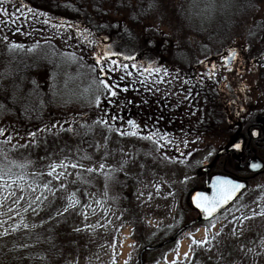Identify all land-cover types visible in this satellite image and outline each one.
I'll return each mask as SVG.
<instances>
[{
  "label": "rangeland",
  "instance_id": "obj_1",
  "mask_svg": "<svg viewBox=\"0 0 264 264\" xmlns=\"http://www.w3.org/2000/svg\"><path fill=\"white\" fill-rule=\"evenodd\" d=\"M123 1L110 4V23L119 32L125 29L122 21L126 23L132 15L130 1ZM166 1H169L164 4L169 7L167 10L151 11L149 19L135 28L133 34L138 40L130 36L129 39L138 45L136 48L129 45L126 54L111 55L115 53L112 44L117 37L109 29L100 36L105 47L100 54L108 57L107 62L102 60L87 68L85 58L81 63L73 52L61 49L50 56L59 54L49 69L37 66L34 81L38 88L34 84L33 87L37 88L38 99L33 92L28 101L33 99L32 105L45 111L38 123L21 127L6 112L5 105L0 104V129L4 130L0 143L8 142L25 155L28 145H20L34 143L46 130L60 135L62 141L54 155L41 152L31 155L27 164L17 166L15 172L0 180V238L26 231L32 232L31 237L25 235L26 240L57 237L58 229L53 224L56 212L62 211L71 198L77 204L63 219L65 242L70 245L69 264H173V261L177 264H264V216L258 214L264 210V174L251 182L225 211L210 220L215 227L208 222L191 226L177 235L179 229L197 217L189 206L188 196L203 185L201 166L243 131L248 117L242 116H250L251 106L229 100L225 103L229 108L224 113L223 128L204 135L203 129L190 125V131L185 129L176 133V137L158 139L157 148L146 158L140 151L143 144L137 136L139 132H132L135 138L125 130L129 125L125 111L131 108L125 95L129 75L124 67L127 65L131 71L133 64L140 66L141 58L150 52L146 49L149 45L169 51L167 54L187 53L189 43H199L197 38L226 33L221 27L224 21H232L235 27L236 19L252 18L256 5L264 7V0ZM159 5L155 4L154 9ZM2 7L9 15L0 13V95L10 91L5 88L10 72L21 68L28 51L40 41L42 34L51 30L50 22L45 25L44 19H35L36 12L18 0H4ZM177 8H182L181 15ZM193 16L202 17L206 22L189 26L188 20ZM16 44L23 47L14 49ZM125 56L135 59L126 60ZM112 61L117 63L114 65ZM101 81L108 83L117 95L111 96ZM154 88L159 95L165 93L160 87ZM87 107L96 110V120H108V124H93L97 147L89 156L83 152L87 142L82 143L79 136L92 116L85 111ZM82 108L84 113L80 111ZM115 118L122 120L119 127ZM134 118L138 130L149 129L153 124L150 118ZM188 147L192 149L188 151ZM72 164L77 167L72 168ZM89 168L94 169L91 173L95 175L81 189L80 183L87 179ZM193 240H207V243L193 244ZM14 242L11 240L10 244ZM147 246L157 248L141 255Z\"/></svg>",
  "mask_w": 264,
  "mask_h": 264
},
{
  "label": "flooded vegetation",
  "instance_id": "obj_2",
  "mask_svg": "<svg viewBox=\"0 0 264 264\" xmlns=\"http://www.w3.org/2000/svg\"><path fill=\"white\" fill-rule=\"evenodd\" d=\"M256 6L252 18L236 19L235 27L232 21H224L226 23L223 22L221 27L226 33L197 38L199 43H189L190 51L187 53L167 54V50L156 49L150 51L147 57L141 58L140 66L130 67L132 74L128 76L125 95L131 109L125 111L129 117V125L125 130L130 135H133L132 132L141 133L137 136L142 139L143 147H140V151L143 157L147 158V154L154 152L158 139L163 141L165 139L162 137L173 138L176 133L185 129L190 131L197 117L202 116V111L207 117L206 113L211 111L210 103H226L230 100L251 106L250 116H242L248 117L243 131L237 134L243 138L242 151L238 159L228 154L218 156L224 147L214 152L205 164H212L208 176L229 174L247 181L249 185L264 174V7L259 4ZM217 41L222 44H217ZM148 66L159 68L160 71L150 75L143 71ZM133 73L139 75L135 77ZM136 78L141 80L138 82ZM154 87H160L165 93L157 94ZM134 116L150 118L153 124L149 129H135ZM115 121L118 127L122 123L119 118H115ZM203 132L206 135L208 130ZM252 132H257L258 135L253 136ZM150 135L154 137L153 140L147 139ZM190 149L192 148L188 147V151ZM251 158L261 160L263 169L251 170L247 165ZM200 173L203 175V185L196 189L204 187L205 173L202 166ZM190 194L189 206L194 213H199L190 204Z\"/></svg>",
  "mask_w": 264,
  "mask_h": 264
},
{
  "label": "trees",
  "instance_id": "obj_3",
  "mask_svg": "<svg viewBox=\"0 0 264 264\" xmlns=\"http://www.w3.org/2000/svg\"><path fill=\"white\" fill-rule=\"evenodd\" d=\"M22 4L27 5L29 9L35 11V19L50 20L51 30L50 32L42 34L40 41L33 45L32 50L22 60L21 68L17 72H10L7 77L9 79L7 90L0 95V104H4L6 112L13 116L14 120L22 127L29 126L32 123H38V119L45 113L39 106L32 105L33 99L28 101L33 92H35L36 100L38 99V91L36 87H33L32 81H34V73L37 66L49 69L53 66V59L57 60L59 54L50 56L57 52V50L64 49V51L73 52L78 59H81V63L85 58L87 61V68L92 67L95 63L98 55L101 56V51L105 50L102 45V35L104 30L114 31L117 40L113 41L112 48L115 53H125L129 45L133 48L138 45L134 42L138 40L134 37L135 28L141 23L148 20L150 12L157 9L167 10L166 0H128L130 1L131 18L126 20L123 31L119 32V29L115 27L114 23H110L111 20V5L117 0H18ZM126 1L124 0L123 3ZM160 3L156 9V6ZM161 7V8H159ZM179 15L182 14V8H177ZM181 12V14H180ZM43 13V15H41ZM61 21H65L66 25L63 28H53L52 24H58ZM69 25H75L76 27H70ZM85 28L87 32H83ZM80 33L82 36H78ZM71 34L74 38V43L68 40L66 45L65 39ZM134 39L130 41L129 39ZM136 38V39H135ZM64 40V41H63ZM63 46H66L65 48ZM60 47V48H59ZM68 48V50H66ZM126 48V49H125ZM136 48V47H135ZM145 48V47H144ZM141 50V47L139 48ZM150 51L156 48L149 45L146 47ZM112 53V52H111ZM126 54V53H125ZM155 57V55H153ZM35 68V69H34ZM9 87V88H8ZM211 104V111L206 113L205 118L204 111L202 116L195 121L194 125L200 127L203 131L208 130L215 132L217 129L223 128L225 124V114L228 104L222 101L213 102ZM231 107V105H229ZM42 107L46 109L45 104L42 103ZM84 109L82 108L83 111ZM92 110V111H91ZM67 111V110H66ZM85 111L90 114L88 126L80 133V138L83 142H87L85 152L88 156L92 155L97 147V141L93 138V124L97 121L96 110L88 108ZM89 111H91L89 113ZM73 112V111H72ZM78 113V112H77ZM84 113V111H83ZM198 116V115H197ZM83 127V123L81 125ZM67 132H65L66 135ZM68 135V134H67ZM69 138V137H67ZM60 135L53 131L42 132L41 136L34 143L28 142L27 154L18 153L13 145L7 143H0V165H5L11 168V172H15V169L19 165L27 164L30 156L36 154L47 153L49 156L54 155L57 146L62 144L60 141ZM80 139V140H81ZM5 155L7 159H5ZM37 156V155H36ZM86 180L80 183L81 189H85L88 184L93 180L94 173L87 172ZM84 182V183H83ZM70 213V211L68 212ZM55 216L53 221L55 228L57 227V237L46 238L44 240L33 241V239H25V235L31 237L32 232H18L11 236L0 238V264H69V249L70 245L65 242V230H64V217ZM209 221H203L198 225H206ZM11 240H15L10 244ZM39 241V242H38Z\"/></svg>",
  "mask_w": 264,
  "mask_h": 264
},
{
  "label": "snow or ice",
  "instance_id": "obj_4",
  "mask_svg": "<svg viewBox=\"0 0 264 264\" xmlns=\"http://www.w3.org/2000/svg\"><path fill=\"white\" fill-rule=\"evenodd\" d=\"M4 3V0H0V13H3L5 16L9 15V13L7 12V10H5L2 5ZM155 7V5H153ZM41 15H43V13H41ZM43 24L47 25L49 24V20H44L43 21ZM66 25V22L65 21H61L59 22L58 24H52V27L53 28H63L65 27ZM70 27H76L75 25H69ZM85 32L88 31L87 28L84 29ZM5 39H7V37H5ZM72 39V35L69 34L66 39H65V43L68 42V40H71ZM20 47H23L22 45L20 44H16V45H13V48L14 49H18ZM111 55H116V53H112ZM233 55H236L235 52H233ZM74 56V54H73ZM126 60L128 59H135L134 57H131V56H125L124 57ZM107 59L108 57H104V56H100L98 55L97 58H96V61L95 63H100L102 60H104L105 62H107ZM112 63L115 65L117 62L116 61H112ZM201 63H203V61H201ZM125 70L127 72L128 75H131V71L128 70V66L125 65ZM132 68H136L137 65L136 64H133L131 66ZM213 68H215V66L213 65ZM143 71H146L148 72L150 75L151 74H155V73H158L160 71L159 68H152L151 66H148L146 67L145 69H143ZM214 75V73H212ZM32 83L34 85L37 86L38 88V85L36 84V81H32ZM101 84L105 87V88H108L109 91H110V95L111 96H116L117 95V92L114 91V90H111V87L108 83H106L105 81H101ZM127 89H125L126 91ZM100 105V99L99 97L96 98V106L99 107ZM2 106V105H0ZM97 124H108V120H104L103 118L99 119L96 121ZM130 123H134V122H131ZM133 135H135V133H132ZM0 135H4V130L3 129H0ZM31 135L34 137L35 136V133H31ZM252 135L253 136H256L258 135L257 132H252ZM163 139H166V137H162ZM148 140H153L154 137L152 135L148 136L147 137ZM10 142V141H9ZM7 143V142H6ZM157 144H159V142L157 141L156 142ZM27 145H23L21 144L20 147H26ZM233 147L237 150H239L241 148V145L239 143H236L233 145ZM167 158V157H166ZM5 159H7V156L5 155ZM253 169H258L260 168V164L258 163H252L250 165ZM72 168H76L77 165L76 164H72L71 165ZM103 167V165L101 166ZM87 171L89 172H92L94 171V169L92 168H89ZM11 175V168L7 167L6 165L4 167H0V180H4L6 177L10 176ZM49 175H51V173H49ZM13 183H15V181H13ZM61 187H64L63 185H61ZM244 185L242 184H239V183H235L233 182L232 180H229V179H222L220 177H217L216 179V182L212 185V188L215 189L214 193L209 196V195H206L204 193H197L196 197H195V201H196V207L199 208L201 210L202 213L206 214V218L207 217H212L215 213H218L220 212L221 209H223L226 205H228L230 203V201L234 200L236 198V193L241 189L243 188ZM75 195V194H73ZM70 199V203L67 204V206H64L62 208V211L58 210L56 212V216H62L64 215L65 213H68L70 211V209H74L76 204H77V201L74 200V199ZM254 211V214H255V210ZM260 216H264V210H261L259 213H258ZM55 218V217H53ZM251 217H244V219H250ZM209 223L211 224L212 227H215V224H212L211 221H209ZM75 231H80V229H75ZM233 232H235V230H233ZM8 233L5 232V235H7ZM198 243H203V244H206L207 243V240H204V241H195L193 240V244H198ZM173 264H177V261H173Z\"/></svg>",
  "mask_w": 264,
  "mask_h": 264
},
{
  "label": "water",
  "instance_id": "obj_5",
  "mask_svg": "<svg viewBox=\"0 0 264 264\" xmlns=\"http://www.w3.org/2000/svg\"><path fill=\"white\" fill-rule=\"evenodd\" d=\"M236 143H239L241 145V148L239 150L235 149L233 147L234 144ZM243 138L242 137H239V136H235L233 138V141L231 142L230 145L222 148L219 153H218V156H220V154H228L230 156H233L234 158H239V155L242 151V147H243ZM252 163H258L260 164V168L258 169H253L250 165ZM249 166V168L253 171H260L263 169V164L261 163V160H259L258 158H251L247 164ZM210 166H212V164H210ZM209 165H205V166H202V171L205 173V182H204V187L202 188H199V189H196L194 191L191 192L190 194V204L193 208H195L199 213L197 215V217L195 219H192V221H190L189 223H187L186 225H184L182 227V229H179V231L177 232V235L182 233L184 230L190 228L191 226H194V225H197L198 223L200 222H203V221H208L212 218H214L215 216H217L218 214H220V212H222V210L226 209V207H228L232 202H234L238 196L242 193L243 190H245L247 188L246 185H248L247 181L245 180H241V179H238V178H235L229 174H213L211 175L210 177L208 176V172L210 170V167ZM217 177H220L222 179H229V180H232L233 182L235 183H239V184H242L244 185L243 188H241L237 193H236V198L232 201H230V203L228 205H226L223 209L220 210V212L218 213H215L212 217H207L206 218V214L202 213L201 210L199 208L196 207V201H195V197L197 195V193H204L206 195H209L211 196L215 189L212 188V185L216 182V179ZM157 246H147L145 247L141 252L140 254L142 255V253L146 250H150V249H156ZM142 258V257H141Z\"/></svg>",
  "mask_w": 264,
  "mask_h": 264
},
{
  "label": "clouds",
  "instance_id": "obj_6",
  "mask_svg": "<svg viewBox=\"0 0 264 264\" xmlns=\"http://www.w3.org/2000/svg\"><path fill=\"white\" fill-rule=\"evenodd\" d=\"M206 21L200 17V18H197L196 16H193L191 17L189 20H188V24L189 26H192V27H195L201 23H205Z\"/></svg>",
  "mask_w": 264,
  "mask_h": 264
}]
</instances>
